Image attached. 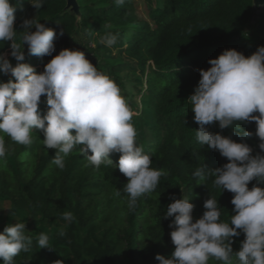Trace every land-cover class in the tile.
<instances>
[{"label": "trees", "instance_id": "1", "mask_svg": "<svg viewBox=\"0 0 264 264\" xmlns=\"http://www.w3.org/2000/svg\"><path fill=\"white\" fill-rule=\"evenodd\" d=\"M78 1L81 19L66 8L67 0H44L41 9H35L38 21L57 33L63 30V35L55 39V51L42 58L29 55L25 44L24 62L40 72L61 49L69 48L83 51L95 65L90 55L98 49L91 46L89 38L80 35L81 28L86 27L87 37L96 41L100 40L98 34L108 29L121 32L127 41L126 55L137 61L141 72L148 70L146 95L152 135L144 142L138 131L137 145L151 153V167L163 169L167 175L161 177L152 193L137 198L135 207H129V196L123 191L128 178L115 165L121 153L110 154L114 164L96 169L79 153V145L65 158L61 170L52 162L55 150L44 146L42 131L33 132L29 146L4 136L7 152L0 158V195L11 199L13 207L27 210L35 221L51 219L67 224L61 230L66 235L57 232L50 249H39L38 236L26 229L32 245L29 251L14 258V264H55L58 260L57 264H158L156 255L170 256L175 247L169 227L173 217L165 218L164 214L173 196L179 198L182 190L187 191L194 204V221L206 211L204 202L210 195L222 207V220L228 221L235 214L233 193L221 192L211 174L204 181L193 176L202 164L214 170L228 160L219 151L202 148L198 143L199 125L187 99L198 85L199 70L211 66L210 58L229 48L245 56L257 50L250 31L253 0H147L153 6L152 23L138 17L135 0H125L121 6L114 0ZM12 2L17 5L14 27L19 33L23 30L19 18L28 0ZM261 27L264 32V11ZM10 44L11 41L0 43V52L8 54L15 66L17 61L10 55ZM9 79L15 78L10 73H0V80ZM46 100V95H42L41 115L47 111ZM207 127L237 142L243 140L252 148V155L264 154L255 135V121L240 124L253 133L250 138L242 137L232 127L220 129L219 122ZM256 183L254 179L248 187ZM117 190L119 197L114 195ZM65 212L72 213L71 222L63 219ZM104 225L107 228L99 233ZM4 227L0 226V232ZM244 239L243 232L233 238L234 252L239 251ZM233 261L238 264L234 254ZM208 264L224 262L213 258Z\"/></svg>", "mask_w": 264, "mask_h": 264}, {"label": "clouds", "instance_id": "2", "mask_svg": "<svg viewBox=\"0 0 264 264\" xmlns=\"http://www.w3.org/2000/svg\"><path fill=\"white\" fill-rule=\"evenodd\" d=\"M29 2L37 10L44 5V0ZM114 3L121 6L125 0ZM16 7L12 0H0V43L11 41L10 55L17 61L13 66L8 54L0 52V73L15 78L0 80V158L7 152L4 136L29 146L38 130L43 132L44 146L55 150L52 162L61 170L65 158L79 145V153L96 169L114 164L110 154L121 153L115 165L128 178L123 191L129 196V207H135L137 198L152 193L167 173L151 167V153L137 145L134 112L127 99L114 80L99 71L81 50L61 49L40 72L24 62L25 44L29 55H51L63 30L57 33L34 17L24 19L18 33L14 27ZM33 25L35 31H31ZM116 41L117 36L111 33L102 37V43L109 47ZM208 63L209 68L199 70L200 80L187 100L199 125L196 140L202 148L219 151L228 162L214 170L202 164L193 176L204 181L211 174L221 192L233 193L235 214L228 221L222 220V207L210 195L204 202L206 211L194 221V204L181 189L182 196H173L164 214L165 218L173 217L169 227L174 250L170 256L157 254L155 259L158 264H208L213 258L234 264V254L238 264H264V154L252 155V148L243 140L237 142L207 127L219 122L220 129L232 127L250 138L253 133L240 124L255 121V135L264 153V45L250 56L235 48L225 49ZM42 95H46L48 105L43 115L39 110ZM254 179L257 183L249 188ZM120 194L119 190L114 193L116 197ZM63 219L71 222L72 213L65 212ZM16 221L0 232L2 264H14V258L32 245V238L25 234L26 224ZM241 232L245 239L234 252L232 240ZM38 247L53 248L46 234L38 236Z\"/></svg>", "mask_w": 264, "mask_h": 264}, {"label": "rangeland", "instance_id": "3", "mask_svg": "<svg viewBox=\"0 0 264 264\" xmlns=\"http://www.w3.org/2000/svg\"><path fill=\"white\" fill-rule=\"evenodd\" d=\"M135 11L139 18L153 22V6L149 5L147 0H135ZM24 11L19 18V26L22 29V23L24 19H37V13L35 8L31 3L26 2L23 4ZM103 10V8H102ZM263 11L264 10H254V15L251 20V38L252 41L258 46L264 45V32L261 29V24L263 21ZM81 19V17H80ZM31 31H35V26L33 25ZM114 34L117 36V41L111 47L102 43V37L106 34ZM80 35L89 38L91 46L98 49V52L90 55L99 71L106 73L110 78L121 89L122 95L127 99L131 109L134 112L132 118V123L136 129L139 131L141 138L146 142L147 139L151 137V127H150V111L147 108V95H146V73H143L139 69L137 61L129 58L124 52L126 46V39L123 34L119 31H114L108 29L107 31L98 34L99 41H96L93 37H87V29L81 28ZM27 48V45H26ZM103 62V64H102ZM102 64V65H101ZM183 193L187 196V191L184 190ZM180 197L182 196V194ZM179 197V198H180ZM0 207L10 208V209H0V226L6 225L8 223H16V219L19 222L26 224V229L35 232L37 236L41 233L46 234L49 237V244L52 247L54 236L57 232L65 229L67 224L59 220L51 219H35L30 215V213L21 208H15L12 206L11 199L0 195ZM11 213V215H10ZM107 228V225L101 227L99 230L103 232ZM50 249V248H49Z\"/></svg>", "mask_w": 264, "mask_h": 264}, {"label": "water", "instance_id": "4", "mask_svg": "<svg viewBox=\"0 0 264 264\" xmlns=\"http://www.w3.org/2000/svg\"><path fill=\"white\" fill-rule=\"evenodd\" d=\"M66 8L74 11L77 14V16L80 18L81 9L78 0H67ZM253 8L254 10L257 9L264 10V0H253Z\"/></svg>", "mask_w": 264, "mask_h": 264}]
</instances>
